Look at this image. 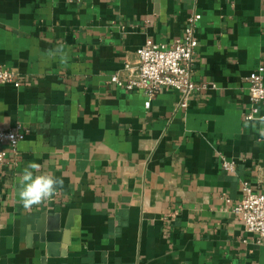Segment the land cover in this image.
<instances>
[{"label":"crops","instance_id":"crops-1","mask_svg":"<svg viewBox=\"0 0 264 264\" xmlns=\"http://www.w3.org/2000/svg\"><path fill=\"white\" fill-rule=\"evenodd\" d=\"M194 15L186 108L172 89L148 107L110 82ZM0 66L19 75L0 85V130L28 133L0 166V264H264L234 213L244 185L264 186V125L245 119L264 0H0ZM30 161L63 187L25 208Z\"/></svg>","mask_w":264,"mask_h":264},{"label":"built area","instance_id":"built-area-1","mask_svg":"<svg viewBox=\"0 0 264 264\" xmlns=\"http://www.w3.org/2000/svg\"><path fill=\"white\" fill-rule=\"evenodd\" d=\"M199 15L189 19L181 38L170 44H156L148 41L137 50V64L125 65L129 72L126 80L119 75L110 82L129 92H144L148 97L147 106L163 89H172L181 95V107H187L189 97L199 88L192 79L195 53L198 48L196 23ZM19 75L0 66V85H18ZM248 92L251 109L246 121L253 122L264 116V68L260 67L248 78ZM27 131L17 125L8 130H0V166H4L8 157L5 147L16 152L26 139ZM222 168L229 173L235 172V163L222 159ZM234 213L245 227L247 233L257 237L264 247V186L259 191L248 185L243 187V198L234 208Z\"/></svg>","mask_w":264,"mask_h":264},{"label":"clouds","instance_id":"clouds-1","mask_svg":"<svg viewBox=\"0 0 264 264\" xmlns=\"http://www.w3.org/2000/svg\"><path fill=\"white\" fill-rule=\"evenodd\" d=\"M259 125H264V116L255 120L251 127L257 129ZM258 131L264 137V128H259ZM40 167V164L30 161L18 177L19 202L25 208L50 200L63 187L62 178L46 173L36 174L40 172Z\"/></svg>","mask_w":264,"mask_h":264}]
</instances>
